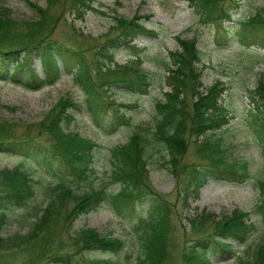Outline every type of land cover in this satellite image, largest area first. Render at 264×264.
<instances>
[{
	"label": "trees",
	"instance_id": "trees-1",
	"mask_svg": "<svg viewBox=\"0 0 264 264\" xmlns=\"http://www.w3.org/2000/svg\"><path fill=\"white\" fill-rule=\"evenodd\" d=\"M46 1L45 8L33 5L38 13L37 19L26 20L20 26H15L3 14L5 9H0V77L10 78L29 89H39L54 83L62 70L72 73L75 68L72 78L81 84L85 92L86 107L95 125L103 130H111L119 126V122H127L128 118L117 108L124 104H117L109 92L111 86L116 84L127 92L142 94L151 85L148 72L141 68V50L129 46L138 35H155L144 25L146 17L115 16L114 24L102 35L101 42L100 38L86 37L72 30L74 46H70L53 37L56 20L61 16L52 11L53 8L57 6L61 13L65 8L81 13L91 6L87 0ZM185 1L198 16L201 25L218 26L214 36L217 46L236 42L242 46L264 49V6L236 22V25L224 26V21H231V9L238 0ZM176 41L178 48L168 52L169 61L158 64L167 72L164 82L169 89L161 99H155L153 124L136 126L125 143L110 149L107 184L118 185L116 192L107 191L104 185L93 188L88 184L99 145L69 130L74 119L70 111L81 108L71 98H59L45 119L26 127L21 133L11 131L8 124L0 125V152L20 155L24 157L21 161L31 159L40 166L42 173L57 176V182L46 187L45 206L37 212H30L29 215L34 214L35 219L30 222L27 233L8 237L0 234V251L17 248L31 251L33 248L37 250L34 254L36 257L30 256L29 259L33 264H42L43 261L37 262L41 259L49 260L50 264H64L61 261L68 260L77 263L75 256L89 250L118 254L123 245L119 238L102 235L89 228L72 230L73 221L79 215H85L107 202L119 217L135 218L134 227L141 230L138 238L142 254L137 256L136 264H165L170 246L174 243V212L165 194L150 184L147 166L155 164L167 169L194 196L208 177L231 182H240L246 177V164L227 160L219 140L211 137L215 130L228 123L229 115L222 103L224 82L215 81L204 86L199 78L205 63L197 48L196 38L177 36ZM83 47L92 55L96 74L111 77L107 81V89L101 90L94 84ZM129 47L133 50H128ZM121 49L131 56L123 65L114 62L115 53ZM35 55L40 58L42 77L31 67ZM247 91L253 105L249 113L253 117L252 123L260 138L264 156L263 80L259 78L255 87ZM190 145H193L194 159L187 161ZM81 182L87 183L88 189L75 192L72 183ZM36 183L21 164L0 169V231L9 213L25 206L34 196ZM257 188L259 200L253 213L264 223V180L257 183ZM249 214L234 210L217 220L211 219L209 214L186 216L189 236L195 239L182 245L181 264H211L209 254L223 255L230 250L233 242L244 243L256 228L253 221L248 222ZM58 224L63 226L66 240L53 244V232ZM236 258V264H264V245H256L251 253ZM82 264L114 263L110 258L86 257Z\"/></svg>",
	"mask_w": 264,
	"mask_h": 264
},
{
	"label": "rangeland",
	"instance_id": "rangeland-1",
	"mask_svg": "<svg viewBox=\"0 0 264 264\" xmlns=\"http://www.w3.org/2000/svg\"><path fill=\"white\" fill-rule=\"evenodd\" d=\"M91 8H85L80 13L65 8L63 13L57 6L52 11L60 13L56 20L53 37L74 46L72 36L75 30L86 37L100 38L114 24V17L131 18L135 15L145 16L144 25L153 30L155 35H138L129 46L140 49L141 68L148 72L151 85L142 94L127 92L125 89L111 86L112 99L118 105L119 113H123L128 119L119 122V126L111 130L98 128L92 119V114L86 107L85 92L81 84L72 78V73L61 71L57 80L39 89H29L10 78L0 77V125L8 124L14 133H21L26 127L36 125L56 106L59 98L69 97L80 105L79 110H71L73 122L69 130L77 132L80 136L93 140L98 146L94 162L93 173L88 184L93 188L104 185L107 191L116 192L118 185H108L110 169V149L118 144L125 143L133 133L136 126L152 125L154 122L155 99H161L163 93L169 88L165 85V69L159 68L162 61H169V51L178 48L176 37L196 38L197 48L200 50L205 68L201 70L200 81L204 86H209L215 81H222L225 90L222 103L226 107L229 118L228 123L221 129L215 130L213 140L218 139L220 147L224 150L227 160L245 163L247 175L240 182H231L223 179L208 177L206 183L201 186L196 196L188 190L180 180L165 168L155 164H149L148 178L152 187L165 194L166 199L172 204L174 216V243L170 246L169 257L165 264H181L182 245L195 239L189 236V223L186 216L197 217L201 214H209L211 219H220L222 215H229L234 210L248 212V222H254L256 228L242 244L233 242L223 255L209 254L211 264H236V257L246 256L251 253L256 245H264V223L260 217L253 213V209L259 200L257 183L264 180V156L261 151L260 138L252 123L253 117L250 110L253 105L250 102L247 89H253L260 78L264 83V49L255 46H242L231 42L224 46H217L214 36L218 26L209 24L201 25L198 16L188 6L185 0H87ZM33 5L40 8L47 6L46 0H0V9H5L10 20L15 26L26 20H35L38 13ZM264 6V0H238L237 5L231 9V21H224L223 25H236L241 19L255 13L256 9ZM2 13V12H0ZM84 48V57L90 63V76L95 85L100 89H107L111 77L96 74L97 70L92 64L90 51ZM128 50H133L129 47ZM128 56L124 49L117 51L114 62L123 65ZM59 65L61 63L59 62ZM113 65H111L112 68ZM31 67L39 76H43L39 55L33 57ZM12 68V67H11ZM124 106V107H123ZM129 106V107H127ZM112 107V106H109ZM110 110V108H108ZM112 115V111H109ZM111 116H109L110 119ZM105 119V118H104ZM36 129L33 130L35 132ZM202 138L200 137V140ZM193 145L187 150L186 160L192 161ZM24 158L9 152H0V169L12 168L21 164L36 180L34 196L25 206L17 208L9 213L7 222L2 226V237L24 235L34 221V214L47 203L46 187L57 181V176L42 173V169L33 160ZM87 183H72V189L80 193L88 189ZM183 190L187 191L184 192ZM40 215V212H38ZM145 216V212H143ZM136 220L119 217L107 202L101 203L96 209L87 214L79 215L72 225V230L81 228L94 229L102 235L119 238L122 248L118 254H112L102 250H89L82 255L75 256L73 260L61 261L64 264H82L84 258H110L114 264H136V258L142 254L139 241L141 230L135 229ZM63 226L55 227L53 244L66 240ZM52 245V244H51ZM0 251V264H33L30 256L37 250L31 248L23 250ZM46 258V256L44 257ZM72 257L71 259H73ZM42 264L49 260L41 259ZM35 262V263H37Z\"/></svg>",
	"mask_w": 264,
	"mask_h": 264
}]
</instances>
